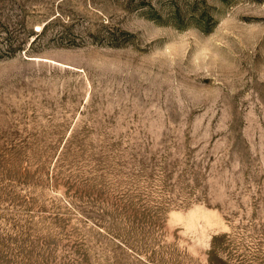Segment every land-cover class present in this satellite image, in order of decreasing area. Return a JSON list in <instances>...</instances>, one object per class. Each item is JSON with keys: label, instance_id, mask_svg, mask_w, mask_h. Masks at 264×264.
<instances>
[{"label": "rangeland", "instance_id": "rangeland-1", "mask_svg": "<svg viewBox=\"0 0 264 264\" xmlns=\"http://www.w3.org/2000/svg\"><path fill=\"white\" fill-rule=\"evenodd\" d=\"M0 264H264V0H0Z\"/></svg>", "mask_w": 264, "mask_h": 264}]
</instances>
